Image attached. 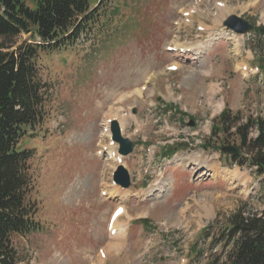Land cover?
I'll return each instance as SVG.
<instances>
[{
  "label": "rangeland",
  "instance_id": "374dc122",
  "mask_svg": "<svg viewBox=\"0 0 264 264\" xmlns=\"http://www.w3.org/2000/svg\"><path fill=\"white\" fill-rule=\"evenodd\" d=\"M100 2L108 5L100 33L37 58L45 116L19 148L31 157L29 200L40 230L12 236L15 259L221 263L230 251L224 246L228 218L264 209V180L248 164L234 129L225 139L211 134L224 109L238 124L264 117V0ZM231 15L255 30L244 36L226 30L222 22ZM15 41L31 43L26 34ZM175 46L185 54L168 50ZM242 66L260 73H246ZM109 119L134 143L122 159L131 176L122 195L111 181L118 165L112 161L119 160L114 145L100 152ZM223 147L238 149L236 161L219 151ZM171 148L173 156L165 157ZM116 207L123 214L113 234L108 223ZM111 242L116 246L109 250Z\"/></svg>",
  "mask_w": 264,
  "mask_h": 264
},
{
  "label": "trees",
  "instance_id": "16d2710c",
  "mask_svg": "<svg viewBox=\"0 0 264 264\" xmlns=\"http://www.w3.org/2000/svg\"><path fill=\"white\" fill-rule=\"evenodd\" d=\"M106 6L100 0H0V264H26L15 259L12 236L40 230L29 200L30 156L19 148L21 139L45 116L38 55L71 47L93 31L100 33ZM117 9L115 3L110 18ZM21 34L30 35L32 42L18 45L15 39ZM215 122L212 136L225 139L234 129L250 165L263 174L264 117L238 124L223 110ZM251 130L257 132L255 139L249 138ZM173 154L171 148L164 155ZM227 224L224 246L230 251L223 262L211 264H264V209L259 214L231 215Z\"/></svg>",
  "mask_w": 264,
  "mask_h": 264
},
{
  "label": "water",
  "instance_id": "95a60500",
  "mask_svg": "<svg viewBox=\"0 0 264 264\" xmlns=\"http://www.w3.org/2000/svg\"><path fill=\"white\" fill-rule=\"evenodd\" d=\"M223 26L227 29L233 31L236 34L244 35L252 30V25L249 24L247 21H244L243 19L236 17V16H230L228 17L224 23ZM112 139L113 141L117 142L119 144V154L126 156L132 152L133 144L128 139H123L120 130L118 128V125L116 122L112 123ZM224 152L235 154L236 150L232 148H226L223 149ZM114 182L120 184L123 188H126L129 186V177L127 175L126 170L119 166L117 170L114 172L113 175Z\"/></svg>",
  "mask_w": 264,
  "mask_h": 264
},
{
  "label": "bare ground",
  "instance_id": "6f19581e",
  "mask_svg": "<svg viewBox=\"0 0 264 264\" xmlns=\"http://www.w3.org/2000/svg\"><path fill=\"white\" fill-rule=\"evenodd\" d=\"M197 10V9H196ZM201 51V50H200ZM197 52H199V51H197ZM176 67V66H175ZM113 155L111 156V158L113 159ZM191 164L192 165H194V166H196L197 168H202L203 166L198 162V161H196V159H191ZM203 169V168H202ZM235 174H236V177L238 176V173L237 172H235ZM161 189V188H160ZM205 212H208V210L207 209H205ZM114 227H115V224H114ZM111 230H113V229H111ZM123 232H125V229H123ZM119 235L121 236V232L119 231ZM113 242V241H112ZM111 242V243H112ZM112 246H116V244L115 243H112L109 247H108V249L110 250V249H112ZM116 251H118V248L116 249Z\"/></svg>",
  "mask_w": 264,
  "mask_h": 264
}]
</instances>
